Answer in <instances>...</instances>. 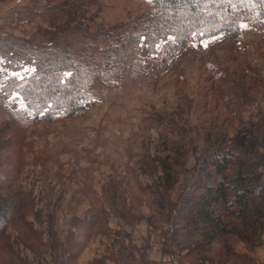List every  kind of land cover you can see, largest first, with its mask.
Listing matches in <instances>:
<instances>
[{"label": "rangeland", "instance_id": "rangeland-1", "mask_svg": "<svg viewBox=\"0 0 264 264\" xmlns=\"http://www.w3.org/2000/svg\"><path fill=\"white\" fill-rule=\"evenodd\" d=\"M74 2L0 0V38L45 44L54 35L55 48H62L70 32L41 30L50 11ZM79 2L86 17L108 25H132L151 6V0H82L74 6ZM165 38L139 43L143 74L135 82L129 75L117 86L94 82L93 100L78 116L38 121L42 113L27 110L15 92L0 95V197L17 206L0 224V264H264L263 217L249 227L228 218V233L195 245L198 237L186 240L174 204L188 177L183 170L204 155L210 120L232 134L237 120L264 118V29L240 26L236 37L221 33L195 42ZM240 63L254 69L262 85L250 80L236 89L243 97L234 105L237 116L228 118L213 98L205 106L202 95L210 89L209 67L228 69L232 77ZM2 72L3 86L30 74L26 67ZM10 116L24 125L4 127ZM165 156L176 160L169 189L151 162ZM256 171L264 182V164Z\"/></svg>", "mask_w": 264, "mask_h": 264}, {"label": "trees", "instance_id": "trees-1", "mask_svg": "<svg viewBox=\"0 0 264 264\" xmlns=\"http://www.w3.org/2000/svg\"><path fill=\"white\" fill-rule=\"evenodd\" d=\"M78 1L82 0H75L74 4ZM74 4L65 3L64 9L50 11L48 27L41 30L45 35L53 29L54 34L70 32L71 37L64 38L62 48H55L54 35L46 38L45 44L9 36L0 38L2 73L7 75L20 67L30 72L24 79L9 78L4 86L1 84L0 95L15 92L27 110L34 115L42 113L33 116L38 121L51 122L84 113L87 103L93 100L90 88L94 82H113L112 86H117L125 75L134 82L138 80L143 74L142 58L137 53L142 41L151 45L161 37H172L170 41L174 43L195 42L221 33L236 37L241 24L264 29V0H151V6L136 16L132 25L97 22L91 14L86 17L84 5ZM166 45L171 47L168 40ZM249 67L240 63L239 75L232 77L228 69L209 67L213 72L210 89L202 95L205 106L213 98L214 105L221 104L228 118H235L234 105L243 97L235 90L241 85L250 86V80L256 86L262 85L256 71ZM10 117L2 120L4 127L18 129L19 124L24 125L23 120ZM237 121L239 127L227 134L218 131V121L210 120L204 134L203 157L190 170H183L188 177L179 186L175 215L182 220L180 226L187 228L186 240L198 237L195 245H206L228 233V218L247 227L256 223V217L264 218V182L256 171L264 164V127H259L264 126V118L256 123ZM160 145L163 152L168 150L165 142ZM152 161L161 171L159 179L170 182L165 187L169 189L175 183L172 171L176 160L165 156ZM12 201L0 197L1 225L17 208Z\"/></svg>", "mask_w": 264, "mask_h": 264}, {"label": "snow or ice", "instance_id": "snow-or-ice-1", "mask_svg": "<svg viewBox=\"0 0 264 264\" xmlns=\"http://www.w3.org/2000/svg\"><path fill=\"white\" fill-rule=\"evenodd\" d=\"M241 27H246V25H241ZM169 39H173L172 37H169Z\"/></svg>", "mask_w": 264, "mask_h": 264}]
</instances>
